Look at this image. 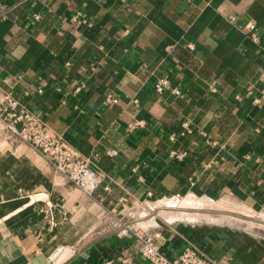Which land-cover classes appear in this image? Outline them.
<instances>
[{
	"label": "crops",
	"instance_id": "obj_1",
	"mask_svg": "<svg viewBox=\"0 0 264 264\" xmlns=\"http://www.w3.org/2000/svg\"><path fill=\"white\" fill-rule=\"evenodd\" d=\"M0 93L102 177L84 195L0 121V264H149L135 232L264 264V0H0Z\"/></svg>",
	"mask_w": 264,
	"mask_h": 264
},
{
	"label": "built area",
	"instance_id": "obj_2",
	"mask_svg": "<svg viewBox=\"0 0 264 264\" xmlns=\"http://www.w3.org/2000/svg\"><path fill=\"white\" fill-rule=\"evenodd\" d=\"M38 18V16H36ZM250 40L259 43L257 24L248 20L245 24ZM191 47V45H190ZM153 88L158 94L169 89L173 94L181 92L173 86L167 76H161L153 83ZM41 92V89H38ZM117 97L107 95L106 103H117ZM0 121L6 131L22 142L29 144L45 159L54 169L67 178L79 191L86 196H91L101 182V175L92 170L87 161L81 158L76 149L68 146L62 139L53 135L39 119L33 116L25 107L21 106L16 98L9 93H0ZM146 123L142 119L127 123L126 131L144 129ZM193 132L187 121L180 123L176 131L169 135L174 140L177 135L186 136ZM108 155H115L116 150L107 151ZM169 155L183 159L188 155L187 150H170ZM141 178V177H140ZM123 223V221H121ZM128 230L129 226L124 225ZM140 241V254L147 259L149 264H213L211 260L192 247H185L176 258H168L152 241L151 237L134 233ZM124 264H134L128 258L123 259Z\"/></svg>",
	"mask_w": 264,
	"mask_h": 264
},
{
	"label": "rangeland",
	"instance_id": "obj_3",
	"mask_svg": "<svg viewBox=\"0 0 264 264\" xmlns=\"http://www.w3.org/2000/svg\"><path fill=\"white\" fill-rule=\"evenodd\" d=\"M184 204H188V205H193V204H198V205H200V206H209V205H212V203L211 202H209V204H207V203H201V201H198V200H187V198H184V200L182 201ZM199 202V203H198ZM193 210H195V209H193Z\"/></svg>",
	"mask_w": 264,
	"mask_h": 264
},
{
	"label": "bare ground",
	"instance_id": "obj_4",
	"mask_svg": "<svg viewBox=\"0 0 264 264\" xmlns=\"http://www.w3.org/2000/svg\"><path fill=\"white\" fill-rule=\"evenodd\" d=\"M62 252H60V251H56L53 255H52V257L50 258V260L52 261V264H57V263H59L62 259L60 258L59 259V256H60V254H61ZM65 253V252H64ZM66 254V253H65Z\"/></svg>",
	"mask_w": 264,
	"mask_h": 264
},
{
	"label": "water",
	"instance_id": "obj_5",
	"mask_svg": "<svg viewBox=\"0 0 264 264\" xmlns=\"http://www.w3.org/2000/svg\"><path fill=\"white\" fill-rule=\"evenodd\" d=\"M36 259L40 264H43L45 262V258L42 255L38 256Z\"/></svg>",
	"mask_w": 264,
	"mask_h": 264
}]
</instances>
